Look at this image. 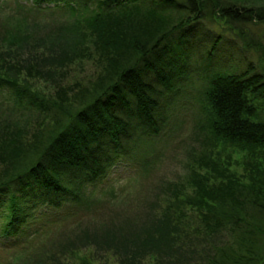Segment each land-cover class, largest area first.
<instances>
[{
	"label": "trees",
	"instance_id": "16d2710c",
	"mask_svg": "<svg viewBox=\"0 0 264 264\" xmlns=\"http://www.w3.org/2000/svg\"><path fill=\"white\" fill-rule=\"evenodd\" d=\"M75 1L80 2L0 0V9L16 7L39 14L41 8L58 5L74 12ZM93 1L95 9L85 26L96 37L95 47L108 57L110 82L93 96L91 93L78 110L71 107V112L75 111L65 116V122L61 114L64 106L32 90L27 78L21 77L24 70L30 77H45V73L55 70L36 68L40 61L33 62L30 55L13 60L10 51L20 48V42L13 43L25 35L20 29H3L1 40L8 37L5 43L9 45L7 54L0 50V113L13 119L0 123V245L4 248L26 246L31 235L25 232L26 223L37 209H43L40 222H50L86 208L85 193L95 189L99 181L110 179L106 170L118 156L129 155L132 131L139 129L149 134V129L159 126L164 119L156 114L159 89L150 81L160 86L168 84L177 49L188 52L201 42L211 44L206 55L210 61L218 45L243 58V64L239 63L242 68L224 67L217 60L211 70L206 83L212 111L209 125L217 139L249 154L264 151V120L256 118V109L249 100V93L264 92V44L254 37L252 29L264 23V5L245 7L219 0ZM169 10L180 13L170 26L158 15ZM217 14L223 19L222 29L218 23L220 29L213 27ZM81 28L79 21L65 28L79 35L77 44L67 48L73 53ZM37 50L31 52H37L35 57L39 55ZM252 52L259 53L262 72L246 62V53ZM56 93L64 103L67 94ZM31 112L35 119L47 116L54 123L51 130L46 128L49 124L41 126L29 142L22 138L25 127H16ZM263 156L264 153L260 155ZM255 171L258 176H251L248 186L231 172L217 171L222 181L215 185L194 173L193 194L172 189L160 210L140 228L134 226L130 238L123 237L122 264H138L146 257L154 258L156 264H173L195 236L203 237L202 245L211 240L210 251L199 264H264V167ZM89 186L92 188L86 190ZM188 205L197 215L184 214ZM223 231L229 232L233 240L224 242ZM108 238L111 242L116 236Z\"/></svg>",
	"mask_w": 264,
	"mask_h": 264
},
{
	"label": "rangeland",
	"instance_id": "374dc122",
	"mask_svg": "<svg viewBox=\"0 0 264 264\" xmlns=\"http://www.w3.org/2000/svg\"><path fill=\"white\" fill-rule=\"evenodd\" d=\"M219 1L245 7L264 5V0ZM74 4V12L67 6L58 5L41 8L39 14L16 7L0 9V50H6L9 45L5 43L8 37L1 40L3 29L13 32L20 29L25 36L15 40L13 44L20 42V48L11 50L10 55H13V60L30 55L33 62L35 59L40 61L36 68L55 70L51 74L45 73V77H30L24 70L21 77L27 78L32 90L64 106L61 112L64 122L67 120L65 116L75 111L72 109L71 112V107L78 110L88 101L91 93L93 96L110 82V77L107 76L108 57L95 47L96 37L85 26L96 3L93 0H80L79 4L76 1ZM178 14L180 13L169 10L158 15L166 19L170 26L178 20ZM220 20L218 14L215 15V29H222L223 19ZM75 21H79L82 28L80 41L73 53L67 48L77 44L76 37L79 35L72 34L65 28ZM252 29L255 31L254 37L258 36L264 44V23H258ZM83 32L85 37L82 36ZM69 34L72 35L68 36ZM210 46L211 44L199 42L198 46H193L188 52L177 49L168 84L160 86L159 83L150 81L159 89V110L156 114L164 119L157 128L149 129V134L140 132L139 129L132 131V138L128 142L129 155L118 156L115 163L106 170L110 179L105 178L104 183L99 181L91 191L89 188L92 187H86L89 190L83 200L86 201V208L79 210L74 216H60L50 222H40L43 216L40 212L43 209L35 210L33 217L28 218L29 222L26 223L25 232L27 235L31 234L29 237L25 235L28 243L24 248L18 246L14 249L0 245V264H122L125 255L120 243L123 237L130 238L129 233L134 226L140 228L149 216L160 210L165 203V196L172 189L177 188L186 195L193 194L194 173L203 175L209 185L222 181L216 175L217 171L231 172L244 186L252 183L251 176H258L255 169L264 167V156L260 157L264 151L258 149L261 151L260 155L258 150L249 154L230 142L217 139L209 125L212 111L206 96V83L212 75L211 70L217 66V60L228 68H242L239 63L243 64L244 60H241L242 57L237 52H229L227 46L224 45L225 49L218 45V50L214 53L215 63H211L213 60L210 61L206 56ZM34 49H38V57L34 56L37 52L31 53ZM132 53L134 54V50ZM245 56L246 62L255 64L262 72L263 65L258 63L259 53H246ZM56 92L67 94L64 103ZM85 92L87 94H81ZM249 100L256 109V118L264 120V92L249 93ZM27 116L21 119L16 128L25 127L22 138L25 137L29 142L39 133L41 126L49 124L46 128L51 130L54 123L47 116L41 115L35 119L34 112ZM9 118L10 115L0 113V123L13 120ZM194 178L197 179V176ZM111 179H114L113 184ZM184 214L190 216L196 213L188 205ZM112 235L116 239L113 238L110 242L108 236ZM202 238H190L192 241L187 243L191 245L185 246L173 264H199L205 260L208 255L206 253L210 251L211 240L202 245ZM222 239L224 242L233 240L232 235L226 231H223ZM154 261V258L146 257L138 264H156Z\"/></svg>",
	"mask_w": 264,
	"mask_h": 264
}]
</instances>
